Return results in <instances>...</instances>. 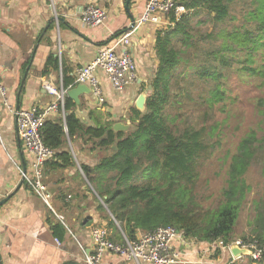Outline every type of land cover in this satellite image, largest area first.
<instances>
[{"label":"trees","instance_id":"16d2710c","mask_svg":"<svg viewBox=\"0 0 264 264\" xmlns=\"http://www.w3.org/2000/svg\"><path fill=\"white\" fill-rule=\"evenodd\" d=\"M235 2L177 0V6L183 7L186 13L177 16L173 12L169 18L173 27L158 35L159 65L151 81L146 111H133V131L117 132L113 121L95 127L86 125L76 114L75 101L69 97L65 99V119L49 120L42 126L45 145L55 151L53 159L46 164L45 178L57 182L54 174L66 170H76L75 175L80 177L83 174L86 191L95 202L99 203L100 199L104 203L99 208L106 213L109 227L116 231L113 240H122V233L133 240L138 233L174 227L185 238L209 243L222 241L229 245L235 239L240 213L254 196L248 218L249 235L243 239L264 242V182L261 192L254 191L251 183L256 166L264 180V138L259 139L256 132L242 138L236 153L230 157L226 186L216 207H205L194 191L202 161L210 154L213 133L218 128L210 123V114L227 98V90L221 83L223 69L228 66L226 57L237 49L247 50V62L253 65L254 53L264 48V0L251 1L248 24L253 23L254 28L244 33L224 30L205 34L196 41L198 35L193 32L192 19L205 12L216 27L225 24L232 20ZM216 39L221 41L219 47H216ZM202 44L211 49L202 50ZM179 47L202 54L196 53L198 60L190 68L192 77L205 88L200 94V102L205 107L201 126L183 114L173 117L167 111L176 71L182 62L188 63L183 57L184 50ZM218 58L220 63L216 64ZM53 63L58 67V60L50 56L45 73ZM247 70L264 79V67L249 66ZM63 82L65 90L76 86L74 79L66 75ZM77 151L86 152L97 162L94 165L80 162ZM68 198L65 190L57 191L55 199L65 208ZM104 205L112 218L105 212ZM54 209L56 211V206ZM51 216L49 223L55 237L64 239L68 228L56 220L54 212Z\"/></svg>","mask_w":264,"mask_h":264},{"label":"crops","instance_id":"0c3cea01","mask_svg":"<svg viewBox=\"0 0 264 264\" xmlns=\"http://www.w3.org/2000/svg\"><path fill=\"white\" fill-rule=\"evenodd\" d=\"M148 1L0 0V76L8 89L10 105L20 110L48 107L57 98L56 94L65 90V75L76 81L80 67L91 64L100 49L114 47L120 37L128 33L127 51L137 64V83L117 92L99 72L105 103L101 104L93 93L81 94L79 102L75 103L77 116L88 126L113 121L114 127L121 124L125 126L124 132L133 131V111L144 113L137 108V100L142 95L148 97L159 65L158 35L173 27L170 16L161 17L157 24L135 26L145 13ZM88 5L107 11L104 25L90 28L81 22V13ZM117 50L122 52L124 46ZM50 56L58 60V67L53 63L45 73ZM77 154L80 162L91 165L97 162L86 152L77 151ZM30 164L31 157L18 136L15 117L6 110L0 132V264H64L69 261L84 264L93 250L92 230L109 227L106 213L99 208L102 202L100 199L99 203L95 202L86 188L76 192L72 187L78 180L83 183L82 171L80 177L75 175L76 170H66L54 174L57 182L49 183L50 178L48 181L45 178L57 208L56 211L53 207L50 209L22 180L19 170L29 172ZM59 189L68 193L67 208L55 199ZM104 208L112 218L105 205ZM51 210L56 220L68 228L60 245L49 223ZM109 231L111 239H115L116 231L110 227ZM173 247L179 254L180 264H264V259L259 262L237 259L233 248H223L220 242L184 238L174 242ZM103 264L135 263L109 254Z\"/></svg>","mask_w":264,"mask_h":264},{"label":"built area","instance_id":"2783aa9c","mask_svg":"<svg viewBox=\"0 0 264 264\" xmlns=\"http://www.w3.org/2000/svg\"><path fill=\"white\" fill-rule=\"evenodd\" d=\"M185 11L177 6V0H149L143 16L135 26L160 23L161 17L170 16L173 12L177 16ZM107 11L95 5H88L81 13V22L90 28L105 24ZM134 26L133 30L136 29ZM130 34H124L114 47L102 48L97 58L89 65L82 66L76 71V85L88 86L101 104L105 103L104 92L98 73L102 72L117 92L124 91L138 81V69L134 58L128 53ZM124 46L119 52L117 48ZM57 98L48 107H31L26 110L13 108L9 103V92L0 76V132L3 114L11 111L16 120L17 132L23 143L25 152L31 157L30 171L20 169V174L27 189L36 194L50 208L52 194L45 183V167L55 155V151L47 147L41 135V128L49 120L65 119V99L67 92L57 93ZM59 117V118H57ZM62 220V219H61ZM119 227V224L116 222ZM136 239H128L122 233V240L116 242L106 226L95 227L91 236L93 250L86 257L84 264H103L106 255H115L135 264H180L179 254L174 250L173 244L183 240L184 234L174 227H159L153 232L138 233ZM223 248H238L237 259H250L259 262L264 259V242L256 239H234ZM60 245V240H57Z\"/></svg>","mask_w":264,"mask_h":264},{"label":"rangeland","instance_id":"374dc122","mask_svg":"<svg viewBox=\"0 0 264 264\" xmlns=\"http://www.w3.org/2000/svg\"><path fill=\"white\" fill-rule=\"evenodd\" d=\"M251 1L236 0L232 6V20L217 27L211 23L207 13H199L197 17L192 19L193 32L198 35L196 41L201 40L200 36L213 32L218 34L226 30L227 33L235 31L244 33L246 29L252 30L254 24H248V14L250 7H252ZM184 13L186 12H181V14ZM215 41L217 42L216 47H219L220 39ZM201 47L202 50L211 49V46L204 44ZM179 49H183V47H179ZM183 50L185 52L183 57H186L188 63L182 62L176 71V78L172 83L171 104L167 111L173 117L179 113L183 114L186 119L197 122L201 126V115L205 111V107L200 102V94L204 92L205 88L202 82L192 77L190 68L193 67L194 62H197L196 56L202 54L191 49ZM254 55L253 65L247 62V50L237 49L226 57L228 66L223 69L221 83L227 90V98L226 102L218 104L210 114V123L216 127L218 125V128L213 133L210 154H207L203 159L199 177L194 186L198 201L205 207L218 205L222 190L226 186V171L230 157L236 153L241 139L253 131L258 134L259 139L264 138V115L262 113V111L264 112V79L261 76H254L247 70L249 66L253 68L264 67V48L255 52ZM219 63L218 58L216 64ZM262 178L261 170L256 166L251 176L254 191L261 192V183L264 182ZM72 187L76 192H82V189L86 188L84 181L81 183L80 180ZM253 197H250L240 213L235 229V239L249 235L248 218L252 213L250 210L252 209L251 199ZM51 207L54 208L53 200ZM51 212L53 211L51 210ZM60 218L64 221L63 216Z\"/></svg>","mask_w":264,"mask_h":264},{"label":"water","instance_id":"95a60500","mask_svg":"<svg viewBox=\"0 0 264 264\" xmlns=\"http://www.w3.org/2000/svg\"><path fill=\"white\" fill-rule=\"evenodd\" d=\"M128 4L129 3H127V6H126V8L128 9ZM60 20H62L61 18H60ZM63 21V20H62ZM151 89H152V87H151ZM83 93H87V94H90V93H92V91H91V89L88 87V86H86V85H78L77 87H75V88H73V89H70L68 92H67V96L69 97V98H71L73 101H75V102H79V96L81 95V94H83ZM146 100H147V98L145 97V95H142V96H140L139 97V99L137 100V108L138 109H140V110H142V111H146V108H145V104H146ZM114 130L115 131H117V132H119V131H124L125 130V126L124 125H121V124H117V125H115V127H114ZM26 171V170H25ZM102 201V200H101ZM102 203H103V201H102ZM104 204V203H103ZM232 252L235 254V255H237V254H239V253H242V251H240L238 248H236V247H234L233 249H232Z\"/></svg>","mask_w":264,"mask_h":264}]
</instances>
